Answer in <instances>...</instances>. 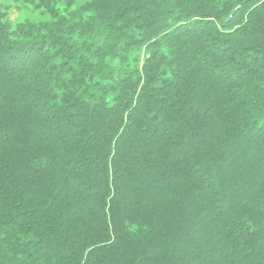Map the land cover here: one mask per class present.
Listing matches in <instances>:
<instances>
[{
  "label": "trees",
  "instance_id": "1",
  "mask_svg": "<svg viewBox=\"0 0 264 264\" xmlns=\"http://www.w3.org/2000/svg\"><path fill=\"white\" fill-rule=\"evenodd\" d=\"M0 0V264H264V0Z\"/></svg>",
  "mask_w": 264,
  "mask_h": 264
},
{
  "label": "rangeland",
  "instance_id": "2",
  "mask_svg": "<svg viewBox=\"0 0 264 264\" xmlns=\"http://www.w3.org/2000/svg\"><path fill=\"white\" fill-rule=\"evenodd\" d=\"M32 1L35 0H1L13 24L24 20L41 21L47 18V13L37 8Z\"/></svg>",
  "mask_w": 264,
  "mask_h": 264
}]
</instances>
